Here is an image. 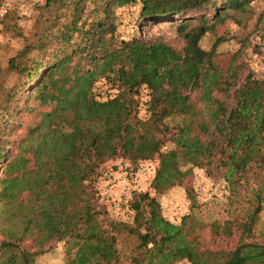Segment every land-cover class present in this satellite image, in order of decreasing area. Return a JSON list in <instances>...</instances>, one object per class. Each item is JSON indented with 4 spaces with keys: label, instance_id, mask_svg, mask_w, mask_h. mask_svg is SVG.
<instances>
[{
    "label": "trees",
    "instance_id": "16d2710c",
    "mask_svg": "<svg viewBox=\"0 0 264 264\" xmlns=\"http://www.w3.org/2000/svg\"><path fill=\"white\" fill-rule=\"evenodd\" d=\"M136 1L140 18L177 17L180 48L161 36L116 35L115 10ZM251 1L42 0L28 30L14 10L0 17L20 38L0 64V159L12 153L1 164L0 264H34L59 242L67 250L63 264H116L123 232L135 240L128 264H264V240L204 247L187 222L191 214L160 234L166 221L159 203L140 190L131 193L132 221H117L93 187L101 165L115 156L131 171L153 159L149 188L157 194L175 186L187 165L218 174L232 190L254 172L264 174V76L247 72L238 81L236 53L218 68L220 37L208 49L198 44L226 10L244 11ZM190 13L199 17L186 30ZM102 79L115 92L97 100L91 89ZM50 97L56 107L16 138L30 101ZM173 117L180 119L166 121ZM249 196L243 217L229 221L244 235L253 234L264 203V177Z\"/></svg>",
    "mask_w": 264,
    "mask_h": 264
},
{
    "label": "rangeland",
    "instance_id": "374dc122",
    "mask_svg": "<svg viewBox=\"0 0 264 264\" xmlns=\"http://www.w3.org/2000/svg\"><path fill=\"white\" fill-rule=\"evenodd\" d=\"M139 8L140 4L136 1L115 10L116 35L119 38L161 36L177 49L182 46V39L176 30L179 22L177 17L148 21L139 17ZM32 15L23 17L21 21H18L21 29H29ZM198 17L197 13L184 16L186 30L197 23ZM208 18H211V15ZM11 23L12 21L8 19L0 21L1 65L4 64L6 58L13 53L20 42V38L16 36L13 29L10 31L4 29L5 26L13 25ZM216 37H220V41L215 46L213 62L218 68L225 70L231 61V57L236 53L234 65L238 81L247 72H251L255 76H264V0H252L244 11L226 10L222 19L215 23L213 30L205 32L200 37L198 44L201 48L208 49ZM8 79V83L13 81V77ZM114 92V85L112 86L110 82L104 79L95 82L91 89V93L97 100L105 99ZM139 93L140 101H144L147 91L141 89ZM56 105V99L51 97L44 102L30 101L15 137L25 135L40 117ZM141 109L139 115H142L143 110ZM179 119L180 117H173L166 119V121L173 124ZM9 151H5L1 156L0 175H2L1 164L12 155ZM125 166L129 176H132L133 171L130 170V162L125 157H112L101 165L98 177L104 172L111 173V178L117 177L119 168ZM153 166L154 160L150 159L148 172L139 173L137 180L141 186L140 191H147L159 203L161 215L166 223L158 230V233L169 232L173 226L179 224L181 216L191 214V219H188L187 222L194 225L197 241L204 247L228 249L242 241L264 240V203L261 204L258 212L253 234L244 235L229 222L230 219L243 217L248 208L249 191L263 180L264 174L262 172H254L256 176L249 175L247 184L240 180L236 190H232L218 174H207L204 168L187 165L189 169L183 173L175 186L157 194L149 188ZM134 243V237L125 232L116 236L115 245L119 254L116 264H128V256L132 255ZM66 253L65 244L63 242L56 243L50 250L36 256L34 264H63ZM177 264L189 263L185 260H179Z\"/></svg>",
    "mask_w": 264,
    "mask_h": 264
},
{
    "label": "built area",
    "instance_id": "2783aa9c",
    "mask_svg": "<svg viewBox=\"0 0 264 264\" xmlns=\"http://www.w3.org/2000/svg\"><path fill=\"white\" fill-rule=\"evenodd\" d=\"M42 0H0V17L9 10H14L18 21L34 13L35 4ZM33 12V13H32ZM149 160L141 161L137 168L129 176L127 167L119 168V175L111 178L112 174L103 173L93 183L98 203L104 207L108 215L117 221H132V212L129 207L131 193L140 190L137 180L139 173L148 172Z\"/></svg>",
    "mask_w": 264,
    "mask_h": 264
}]
</instances>
